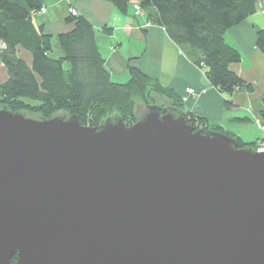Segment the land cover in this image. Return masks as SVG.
<instances>
[{"label": "water", "instance_id": "water-1", "mask_svg": "<svg viewBox=\"0 0 264 264\" xmlns=\"http://www.w3.org/2000/svg\"><path fill=\"white\" fill-rule=\"evenodd\" d=\"M0 264H264V151L165 105L98 128L0 106Z\"/></svg>", "mask_w": 264, "mask_h": 264}, {"label": "trees", "instance_id": "trees-1", "mask_svg": "<svg viewBox=\"0 0 264 264\" xmlns=\"http://www.w3.org/2000/svg\"><path fill=\"white\" fill-rule=\"evenodd\" d=\"M108 1L125 14L131 0ZM256 5L257 0H141L139 4L143 12H155L153 20L148 14V22L162 26L173 43L198 55L195 64H202L208 83L226 96L253 91L251 84L230 70V65L240 61V53L226 43L224 34L254 14ZM41 8L42 0H0V41L5 45L0 61L7 73L6 82L0 84V106L40 118L63 113L91 128L114 117L132 125L137 116L135 99L144 107L165 105L183 112L181 100L172 90L129 64L128 81L113 82L96 45L94 28L82 16L69 13L65 22L69 29L57 36L60 55L55 57L52 37L32 23V15ZM103 32L110 29L104 27ZM255 46L264 55V29L257 32ZM18 50L30 54V66L18 56ZM161 98L168 103H159ZM224 106L228 109L232 102L226 100ZM259 117L264 126V100ZM185 118L196 130L207 127L233 138L239 148L255 149L258 144H244L186 113ZM15 260L14 256L12 263Z\"/></svg>", "mask_w": 264, "mask_h": 264}, {"label": "crops", "instance_id": "crops-1", "mask_svg": "<svg viewBox=\"0 0 264 264\" xmlns=\"http://www.w3.org/2000/svg\"><path fill=\"white\" fill-rule=\"evenodd\" d=\"M141 0H131L125 14H121L108 0H42L44 13L32 15L35 28L56 41L53 55L59 56L57 36L68 31L65 23L69 11L74 9L85 18L95 31V42L104 59V67L113 82L125 83L129 75L127 65L138 69L151 80L169 88L181 100L183 112L188 117L203 120L208 126H217L229 136L244 144H257L262 139L259 113L264 100V55L256 48V34L264 29V0H257L256 11L239 25L224 34L226 43L240 53V61L230 65V70L253 87L251 93L237 92L231 96L212 87L194 59L198 55L187 46L176 45L158 24L146 27L148 14L135 16L134 5ZM110 29L104 33L103 28ZM18 56L31 65L29 53L18 50ZM7 80V73L0 61V84ZM195 89L198 94L188 96L186 90ZM205 91L204 93H200ZM186 97L183 101L182 98ZM166 104L165 99H160ZM230 100L232 106L225 108Z\"/></svg>", "mask_w": 264, "mask_h": 264}, {"label": "built area", "instance_id": "built-area-1", "mask_svg": "<svg viewBox=\"0 0 264 264\" xmlns=\"http://www.w3.org/2000/svg\"><path fill=\"white\" fill-rule=\"evenodd\" d=\"M45 12V9L44 8H41L40 9V13H44ZM69 13L71 15H76V11L74 9H71L69 11ZM134 14L135 16H143L144 15V12L140 9V6L138 4L134 5ZM146 27H151L152 24L150 22H146L145 24ZM5 48V45L2 41H0V52ZM202 66V64H200V67ZM205 91H201L200 93H204ZM186 94L188 96H194L196 94H198V92L195 90V89H192V88H188L186 90ZM183 101L186 100V97H183L182 98ZM260 131L262 133V139L258 142V144L256 145V150L258 151H264V126L260 124Z\"/></svg>", "mask_w": 264, "mask_h": 264}, {"label": "rangeland", "instance_id": "rangeland-1", "mask_svg": "<svg viewBox=\"0 0 264 264\" xmlns=\"http://www.w3.org/2000/svg\"><path fill=\"white\" fill-rule=\"evenodd\" d=\"M55 45H56V41L55 40H52V47H55ZM55 57H57V56H55ZM157 101L160 103L161 100L160 99H157ZM134 111L137 114H142L144 112V105L138 99H135L134 100ZM58 114H62L63 115V113H58Z\"/></svg>", "mask_w": 264, "mask_h": 264}]
</instances>
